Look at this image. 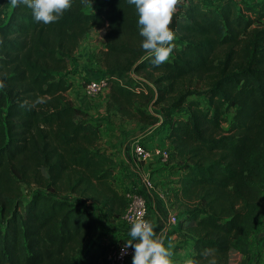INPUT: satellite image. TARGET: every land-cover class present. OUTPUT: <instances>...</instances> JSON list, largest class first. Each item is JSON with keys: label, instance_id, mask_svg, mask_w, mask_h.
Returning a JSON list of instances; mask_svg holds the SVG:
<instances>
[{"label": "trees", "instance_id": "1", "mask_svg": "<svg viewBox=\"0 0 264 264\" xmlns=\"http://www.w3.org/2000/svg\"><path fill=\"white\" fill-rule=\"evenodd\" d=\"M90 1L44 24L0 0V264H111L129 239L106 223L126 207L120 166L101 123L67 96L69 61L99 28L104 113L167 141L177 221L165 241L185 238V264H228L231 251L250 264L252 236H264V0H179L160 65L141 47L133 5Z\"/></svg>", "mask_w": 264, "mask_h": 264}, {"label": "clouds", "instance_id": "2", "mask_svg": "<svg viewBox=\"0 0 264 264\" xmlns=\"http://www.w3.org/2000/svg\"><path fill=\"white\" fill-rule=\"evenodd\" d=\"M18 2L26 4L33 18L44 24L57 21L72 4V0H13L14 4ZM127 3L135 7L139 34L143 37L141 47L153 57L152 63L160 65L167 61L175 39L170 24L179 0H127ZM129 236L131 239L125 240L123 250L133 249L132 264H172L170 248L142 214L131 222Z\"/></svg>", "mask_w": 264, "mask_h": 264}, {"label": "rangeland", "instance_id": "3", "mask_svg": "<svg viewBox=\"0 0 264 264\" xmlns=\"http://www.w3.org/2000/svg\"><path fill=\"white\" fill-rule=\"evenodd\" d=\"M103 0H91L88 4L87 9H92L96 5H99L100 2ZM10 10V6L7 8L6 12L8 13ZM103 34L104 29H94L92 30L79 44L78 49L73 54L71 60L69 61L68 66V74L72 77V86L71 89L68 91V98L77 106H83L82 104H87V106L83 107L85 108L88 115L94 120V122H100L101 126L105 128L106 124L110 127V130L115 132V128L118 125L113 126L112 123H124L127 125V128L135 130L139 122L128 119V118H121L118 114L115 113H108V116H105V103L107 100L108 90L104 91L103 93L97 94L96 96L92 98H88L83 95L82 93V84L83 81L87 78H93V76H99L97 74L102 73L103 69L98 62V55L99 52L103 48ZM103 74V73H102ZM101 76V75H100ZM107 136V132H103V137ZM138 138V136L133 137L132 139ZM132 139L130 140V146L132 144ZM142 142V141H141ZM158 146H166L167 141L165 140V137L161 138L158 142ZM111 148H109L110 151ZM131 149V147H130ZM157 145H153L151 147V150H156ZM116 153V151H114ZM151 159H156L155 171H161L162 167L165 166V162L158 159L157 157H152ZM150 160L144 161L148 162ZM153 162V161H152ZM153 162V163H154ZM151 166V164H149ZM167 170V169H166ZM124 178V177H123ZM167 190V191H166ZM165 192L169 194V190L166 189ZM25 191V190H24ZM124 191V190H122ZM163 191V193H165ZM164 194L165 199H168L166 195ZM263 198H264V192H263ZM103 221H105V218H103ZM110 229L113 232H120L116 230V226H125L126 229H130L131 225H125L121 221L118 222H111L110 220L106 222ZM262 223H264V220H262ZM117 224V225H116ZM176 225H174L175 227ZM109 233V232H108ZM110 234V233H109ZM113 235V234H112ZM120 236H126L124 234L119 233ZM167 233L165 234V236ZM163 237L162 241L164 240V245L168 248H170L172 252L171 261L172 264H185L186 260L188 259V250L186 249V244L182 242V240L186 241L183 236H180L179 234L170 235L167 237V240L165 241L166 237ZM252 251H253V262H250V264H264V236L263 231L260 229L259 232H255L252 236ZM188 244V242H187ZM132 257V256H131ZM130 257V258H131ZM241 261V255L235 251H231L229 254V261L228 264H239Z\"/></svg>", "mask_w": 264, "mask_h": 264}, {"label": "crops", "instance_id": "4", "mask_svg": "<svg viewBox=\"0 0 264 264\" xmlns=\"http://www.w3.org/2000/svg\"><path fill=\"white\" fill-rule=\"evenodd\" d=\"M67 78L73 82L72 77L69 74L67 75ZM82 105L83 106H79V108L86 110L83 107L87 106V104ZM105 116H107V113H105ZM107 125L110 124H106L105 128L101 126L102 143L108 148H111L110 153L112 154L115 162L120 166L115 174L118 187L120 191L136 189L146 197L148 204L146 218L153 224L156 235L162 240L166 234H163L162 232L164 229V217L168 213L176 212L175 208L172 206L170 198V191L174 187V184L171 181L174 180L175 177L172 174L173 172L169 171L167 168L162 167L161 171H155L156 167L153 166L157 165L154 162L156 159L138 163L131 153L130 140L133 137L138 136L147 147L151 148L153 145L158 146L159 140L165 135L163 133H151L148 126L143 124H137L138 127L135 130H132L127 128V125L124 123H112L113 126L118 125L114 129L115 132L110 130V127ZM104 131L107 132V136L103 137ZM114 151H116V153ZM149 164H151V166ZM146 171L149 173L154 186L158 191L148 190L143 185L140 175ZM166 189L169 190V194L165 192ZM163 191L166 193L165 196H167L168 199H165V193H163ZM121 222L128 225L123 220H121ZM172 227H174V225ZM116 230L126 233L128 238L131 239L129 236V229L127 230L125 226H116ZM125 264H132V257L129 258Z\"/></svg>", "mask_w": 264, "mask_h": 264}, {"label": "built area", "instance_id": "5", "mask_svg": "<svg viewBox=\"0 0 264 264\" xmlns=\"http://www.w3.org/2000/svg\"><path fill=\"white\" fill-rule=\"evenodd\" d=\"M108 90L107 78L103 75L93 76V78H88L83 81L82 93L88 98H92L97 94L103 93ZM131 153L134 159L140 163L147 160H151L152 157H157L163 162L167 161L168 152L165 146H157L156 150H151V148L146 147L142 144L141 140L138 138L132 139ZM140 179L143 185L151 191H158L154 186L153 180L151 179L149 173L143 172L140 175ZM161 193V192H158ZM126 197V207L123 212L121 219L128 225L139 217L141 214L145 219L148 209V204L146 197L136 189H128L124 192ZM176 216L174 213H168L164 217V229L163 234L167 233L168 229L176 224ZM124 242H122L117 249H115L110 255L111 264H125L126 261L132 256L133 249L131 247L127 248L126 251L123 250Z\"/></svg>", "mask_w": 264, "mask_h": 264}]
</instances>
